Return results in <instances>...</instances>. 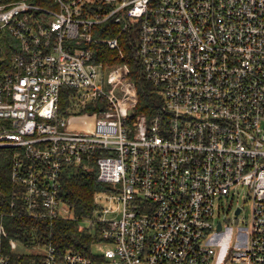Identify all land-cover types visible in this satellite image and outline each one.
Instances as JSON below:
<instances>
[{"label": "built area", "instance_id": "1", "mask_svg": "<svg viewBox=\"0 0 264 264\" xmlns=\"http://www.w3.org/2000/svg\"><path fill=\"white\" fill-rule=\"evenodd\" d=\"M53 3L0 0V147L12 150L18 186L10 214L76 220L96 257L20 238L1 212L0 264H225L226 245L214 243L233 199L234 219L242 201L249 216L229 259L264 264V0ZM107 21L138 33L144 77L162 97L151 119L135 110L129 66L94 60L96 42L121 52L117 35L94 33ZM92 164L108 188L78 218L60 178Z\"/></svg>", "mask_w": 264, "mask_h": 264}, {"label": "trees", "instance_id": "2", "mask_svg": "<svg viewBox=\"0 0 264 264\" xmlns=\"http://www.w3.org/2000/svg\"><path fill=\"white\" fill-rule=\"evenodd\" d=\"M32 1L45 6L54 4L53 0ZM94 30L96 36H118L121 52L118 49H110L105 43L96 42L92 45L94 60L109 64L123 62L129 66V76L138 93L135 110L144 112L151 119L158 113L162 97L158 88L144 77L136 52L137 31L132 28L123 29L121 23L113 21L97 25ZM12 160V150L0 147V213H5L3 221L6 229L23 239H33L36 242L50 240L60 252L65 249L79 250L95 259L96 256L90 254V245L94 236L87 229H79L76 221L58 219L48 222L32 218L28 214H10L15 210L10 204L15 200L14 192L18 187L10 177ZM60 180V197L71 206L77 217L91 216L96 208V193L108 188L97 180V169L94 164L88 169L79 167L70 173H65Z\"/></svg>", "mask_w": 264, "mask_h": 264}, {"label": "rangeland", "instance_id": "3", "mask_svg": "<svg viewBox=\"0 0 264 264\" xmlns=\"http://www.w3.org/2000/svg\"><path fill=\"white\" fill-rule=\"evenodd\" d=\"M100 202H101V205L104 206V207H110V206L115 207L116 206L115 203L110 202L108 199H104L103 198V199L100 200ZM226 203H228V201H226L225 204ZM235 203H236V199H233V201L231 202L230 210L225 213V215L229 217V220L227 222H224V229H223V231H221V232H219L217 234V237L219 239H217V241H215V243H214L216 246H218L219 243H222V244L226 245L227 254H226L225 258H224L225 264H241L239 262H234V261H231L229 259L230 250L234 247V245L237 242L238 233H239V227L244 224L242 216L243 215L246 216V217L249 216V205H248V202L242 201V202H239V203L243 204L242 213H241V215H240V217L238 219H234L233 210H234ZM107 216H110V214H107ZM78 218H80V217H78ZM248 219L249 218H247V222H248ZM82 223L84 225H88V221H83ZM77 225H78V222H77ZM94 240H95V238H94ZM105 247H106L105 244L96 243V244H93L91 246V249L93 251H102Z\"/></svg>", "mask_w": 264, "mask_h": 264}, {"label": "water", "instance_id": "4", "mask_svg": "<svg viewBox=\"0 0 264 264\" xmlns=\"http://www.w3.org/2000/svg\"><path fill=\"white\" fill-rule=\"evenodd\" d=\"M239 211V209L236 210V213ZM220 228V226L218 225V229Z\"/></svg>", "mask_w": 264, "mask_h": 264}]
</instances>
